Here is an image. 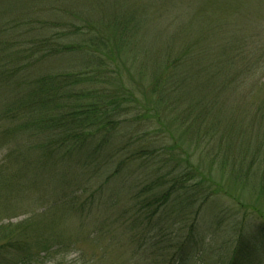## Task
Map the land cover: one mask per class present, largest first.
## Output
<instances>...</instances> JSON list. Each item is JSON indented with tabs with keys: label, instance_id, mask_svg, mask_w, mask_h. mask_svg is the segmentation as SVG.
Instances as JSON below:
<instances>
[{
	"label": "trees",
	"instance_id": "1",
	"mask_svg": "<svg viewBox=\"0 0 264 264\" xmlns=\"http://www.w3.org/2000/svg\"><path fill=\"white\" fill-rule=\"evenodd\" d=\"M241 2L163 0L159 4L160 29L153 33L152 41L160 37L163 49L147 60L153 67L149 87L161 103L171 106L187 99L227 113L236 112L240 101L246 104L252 94L244 89L262 59L245 58L250 38L246 23L237 21L242 15ZM30 9L0 12V151L4 152L0 162V264H29L40 259L51 243L61 240L64 217L82 214L93 204L114 205L118 196L111 193V184L122 186L129 180L131 164L139 160L137 154L130 157L129 139L121 132L130 107L124 105L128 101L118 93L119 87L102 85L100 73L52 72L48 68L55 57L82 53L88 43L92 52L106 47L94 45L92 39L73 40L89 27L77 18L78 13L66 19L62 29ZM77 22L86 26L78 29ZM259 29L264 36V27L259 24ZM92 57L99 63L100 58ZM144 67L143 61L141 69ZM254 107V118L264 123V97ZM171 122L175 125L176 119ZM181 171L155 177L150 200H140L141 194L134 196L141 207L137 214L155 208L145 213L152 219L184 192L195 188L199 193L202 180L186 186L197 173L184 175ZM23 192L40 198L46 206L15 224L11 220L16 216L3 223L7 210L29 205L27 196H21ZM189 200L184 211L204 205L207 196ZM186 217L181 214L178 222L186 223ZM193 224L187 223L181 253L195 248ZM260 238L264 245V230ZM256 252L239 241L228 264H252ZM65 264L103 262L81 255Z\"/></svg>",
	"mask_w": 264,
	"mask_h": 264
},
{
	"label": "rangeland",
	"instance_id": "2",
	"mask_svg": "<svg viewBox=\"0 0 264 264\" xmlns=\"http://www.w3.org/2000/svg\"><path fill=\"white\" fill-rule=\"evenodd\" d=\"M162 1L0 0V12L32 8L30 12L49 17L58 28L65 29L64 21L75 12L88 23L89 27L73 40L80 43L92 39L94 45L101 43L106 49L92 52L88 43L82 53L55 57L48 68L52 72L100 73L102 85L118 86V93L128 101L124 105L130 107L121 132L129 139L130 157L139 156L131 164L129 180L122 186L111 184V193L118 196L114 205L93 204L82 214L64 217L61 240L51 243L45 256L39 255L40 259L29 264H65L81 255L100 259L103 264H228L239 241L257 251L258 259L251 256L252 264H264L260 238L264 230V123L254 118V104L264 97V36L259 33V24L264 27V0H241L246 3L239 5L242 15L237 21L246 23L250 38L245 58H260L262 64L244 89L252 94L246 104L240 101L236 112L229 113L211 110L206 103L200 107L187 99L168 106L151 92L153 67L147 57L155 58L163 49L160 37L152 41L153 33L160 29L157 10ZM79 25L86 26L77 22L75 27L79 29ZM92 56L100 58L99 63ZM175 119L176 126L171 122ZM3 155L0 151V162ZM173 170H182L184 175L196 172L194 181L186 186L202 180L200 192L195 188L184 192L152 219L145 213L155 208L137 214L141 207L133 197L141 194L140 200H150L155 177ZM177 194L182 195V191ZM21 196H27L29 205L7 210L3 223L16 216L11 220L15 224L46 206L35 195L23 192ZM205 196L204 205L184 211L189 199ZM181 214H186V223L178 222ZM192 222L197 252L193 248L181 253L187 223Z\"/></svg>",
	"mask_w": 264,
	"mask_h": 264
}]
</instances>
